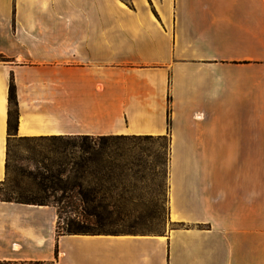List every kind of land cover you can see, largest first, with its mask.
Masks as SVG:
<instances>
[{
  "label": "crops",
  "instance_id": "0c3cea01",
  "mask_svg": "<svg viewBox=\"0 0 264 264\" xmlns=\"http://www.w3.org/2000/svg\"><path fill=\"white\" fill-rule=\"evenodd\" d=\"M11 76L17 137H168V222L0 199V264H264V0H0V181Z\"/></svg>",
  "mask_w": 264,
  "mask_h": 264
},
{
  "label": "rangeland",
  "instance_id": "374dc122",
  "mask_svg": "<svg viewBox=\"0 0 264 264\" xmlns=\"http://www.w3.org/2000/svg\"><path fill=\"white\" fill-rule=\"evenodd\" d=\"M127 4L130 3L127 2ZM133 7V6H132ZM154 13L157 15L156 10ZM158 16V15H157ZM96 148L103 151L101 161L116 164L112 176L105 175L97 180L89 174L85 185L102 188L101 194L112 208H99V216L85 215L78 202L76 208H65L59 219V231L70 219L84 221L93 231H139L160 233L167 226L168 162L170 149L168 137L152 135L94 136ZM51 139L13 138L8 153L7 175L0 184V198L17 197L42 199L55 204L59 193L43 190L38 182V172L42 168L41 155L57 147ZM178 151H174V161H178ZM63 199V198H62ZM64 205L65 200H60ZM67 203V202H66ZM96 201L87 204L91 212Z\"/></svg>",
  "mask_w": 264,
  "mask_h": 264
},
{
  "label": "trees",
  "instance_id": "16d2710c",
  "mask_svg": "<svg viewBox=\"0 0 264 264\" xmlns=\"http://www.w3.org/2000/svg\"><path fill=\"white\" fill-rule=\"evenodd\" d=\"M170 112V109H169ZM18 124V108L15 92L13 76L10 82V111H9V145L7 148L6 175L8 170V153L9 147L16 138V130ZM99 137H105L100 135ZM19 139H51L58 143L57 147L48 153L41 155L42 168L44 170L38 172L39 186L43 190H51L59 193L55 204L42 199H23L13 196L3 197L0 199L7 201H16L31 204H52L57 208L58 212V229L59 219L65 208H76L75 202L81 207L85 215L99 216V208H112L114 205L106 201L105 195L101 194L102 188L94 185L91 189L85 185V179L89 174L93 175L97 180H101L105 175L112 176L116 170V164L113 161H101L103 151L96 148V138L92 135H48L26 137L18 136ZM4 181V180H3ZM0 181V184H4ZM63 198V199H62ZM60 200H65L64 205L60 204ZM90 201H96L92 211L88 210L87 204ZM67 202V203H66ZM67 227L58 230V233H90L97 232L89 229V225L84 221H76L70 219L65 223Z\"/></svg>",
  "mask_w": 264,
  "mask_h": 264
}]
</instances>
